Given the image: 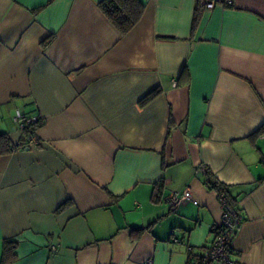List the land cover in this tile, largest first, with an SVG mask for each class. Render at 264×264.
<instances>
[{
    "label": "crops",
    "instance_id": "0c3cea01",
    "mask_svg": "<svg viewBox=\"0 0 264 264\" xmlns=\"http://www.w3.org/2000/svg\"><path fill=\"white\" fill-rule=\"evenodd\" d=\"M101 0H0V263L197 264L225 184L229 256L264 264V0H140L122 33ZM154 93L148 100V95ZM186 198L173 210L167 196ZM215 264V263H214Z\"/></svg>",
    "mask_w": 264,
    "mask_h": 264
},
{
    "label": "trees",
    "instance_id": "16d2710c",
    "mask_svg": "<svg viewBox=\"0 0 264 264\" xmlns=\"http://www.w3.org/2000/svg\"><path fill=\"white\" fill-rule=\"evenodd\" d=\"M206 1L201 2L195 11L194 25L198 22L199 15L205 7ZM99 7L108 19L119 29L120 32H128L135 24L140 20L144 12V5L140 0H101ZM154 93L148 95L144 100H148ZM40 119L35 123L26 125L21 131V138L18 144H13L9 136L5 133H0V156L9 154L10 152L17 149H25L28 147V138L33 135L35 136V130L39 126ZM257 134L264 133V124H262L257 131ZM207 184L209 187L215 188L218 193L225 195L228 203L231 206H235L234 202L228 196L227 188L225 184L213 178L210 173L206 170ZM237 208V207H236ZM14 245L5 244L3 248V255L0 264H8L14 260V256L11 251ZM198 264V263H197Z\"/></svg>",
    "mask_w": 264,
    "mask_h": 264
},
{
    "label": "built area",
    "instance_id": "2783aa9c",
    "mask_svg": "<svg viewBox=\"0 0 264 264\" xmlns=\"http://www.w3.org/2000/svg\"><path fill=\"white\" fill-rule=\"evenodd\" d=\"M229 1L230 0H207L206 8H213L217 2L228 3ZM15 119L18 122L20 131H22L26 125L35 123L39 120L38 116H27L20 113L18 110L16 111ZM38 143L39 141L37 138L31 135L28 138L27 148H32ZM218 196L222 209L221 221L219 224L212 226L213 240L199 259L198 264H234L229 256V248L241 224L242 218L237 208L228 203L224 194L218 193ZM185 198V195L179 196L177 193L173 192L167 196V202L169 206L175 210ZM144 264H153V261L149 258Z\"/></svg>",
    "mask_w": 264,
    "mask_h": 264
}]
</instances>
